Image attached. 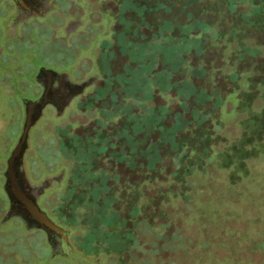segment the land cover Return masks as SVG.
<instances>
[{"label":"rangeland","instance_id":"1","mask_svg":"<svg viewBox=\"0 0 264 264\" xmlns=\"http://www.w3.org/2000/svg\"><path fill=\"white\" fill-rule=\"evenodd\" d=\"M194 1L164 0L167 11L161 14L175 15L181 20L182 15L194 9ZM229 1L208 0L203 3V19L209 22L221 20L223 33L229 30L236 38L251 34L260 48V43H264V0H234L235 6L229 5ZM128 2L150 3L148 9L151 10H158L161 6L156 0L65 1L70 16L80 18L83 15L89 29L77 53L70 49L76 47L75 42L53 41L51 34L54 29L45 25L44 31H34L31 44H19L15 50L20 55H15V61L2 64L9 65L11 80L20 76L19 69L28 77L29 70L50 65L67 72L72 80L80 81L97 75L99 81L78 103L67 107L61 117L55 110L45 109L46 116L38 120L30 131V150L24 166L33 184H40L45 178L61 173V182L52 186L43 204L57 223L69 230L70 244L76 252L54 256L44 233L37 230L27 232L23 225L11 232L15 225L10 223L0 231L4 233L0 238V264H264V76L250 78L248 85L240 84V80L234 83L240 101L235 98L234 106L228 103L223 115L221 109L212 110L213 125L210 126L213 132L204 129L188 135L185 139L187 148L184 149L188 151L180 160L177 159L188 168L173 176L171 170H174L175 163L169 155L173 154L171 141L180 140L179 134L186 137L187 133H183L181 126L174 124L169 115L162 116L160 109L167 104L175 109V96L179 92L183 96L188 87L184 85L185 91L182 92L179 83L170 85L171 78L165 75L184 56L189 60L198 58L186 36L190 32H198L200 27L191 24V19L186 26H163L156 31L159 37L153 38L154 29L144 19L156 16H148L140 9L132 10ZM259 5L260 10L257 11ZM243 12L247 15L240 14ZM107 30L113 35L103 38ZM42 34H45L44 38L40 39ZM141 35H148L142 43L129 51L122 47L121 42H130L138 37L142 40ZM213 55L216 54L210 51V57ZM131 60L135 63L126 66L125 63ZM259 62L264 65V56ZM193 74L201 75L202 72L195 70ZM173 76L174 80L178 79V74ZM8 82H0L1 164H6L23 131L26 115L18 97L30 93L18 91L16 85V89L11 90ZM100 86L103 91L97 88ZM168 95L169 102L165 99ZM154 112L161 114L159 123L173 131L153 133L149 139L137 134L142 138L139 146H135L129 136L121 138L123 128L132 134L129 128L131 121L146 122ZM97 137L110 138L117 144V151L123 154L121 156L131 157L128 162L120 163L102 159L100 166L109 167L113 174L131 184L128 198L139 204L143 212H148L151 217L157 216L160 222H170L168 231L180 228L178 240L184 247L179 246L174 254L156 251L153 247L158 245V240L148 231L144 241L151 249V255L134 251L128 238L120 240L114 237L110 238L111 241L97 238L94 244L91 243L86 220H75L66 211V203L81 185L75 183L77 178L73 174L81 167L76 160L73 143L77 141L86 149L87 143ZM153 141L156 152L167 154L166 163L153 171L154 187L142 194L138 185L148 175L145 174L147 156L141 150L146 151V144ZM138 148L141 150L132 159V153ZM86 173L84 184L87 185L90 181ZM170 173L169 177L165 176ZM89 199L96 200L98 195L93 192ZM204 207L208 210L214 208L215 215L210 217ZM129 227L137 230L135 218L117 222L111 225L110 230L112 233L122 232ZM113 243L118 244V249L114 250ZM200 244L203 247L198 248ZM207 249L212 255H208Z\"/></svg>","mask_w":264,"mask_h":264},{"label":"trees","instance_id":"2","mask_svg":"<svg viewBox=\"0 0 264 264\" xmlns=\"http://www.w3.org/2000/svg\"><path fill=\"white\" fill-rule=\"evenodd\" d=\"M156 1H159L161 5L158 10L148 9L151 6L150 3L140 5L128 2L132 10L140 9L139 11L144 14L147 13L148 16H156V18L150 20L149 17H147L148 19H144L147 25L154 29L151 37H159L156 31L163 26H170L173 28L186 26L191 23L189 22L191 19L193 20L191 24H196V26L200 27L198 32H190V34L186 36V39H188L186 41L193 44L191 49L198 54V58L189 60L188 57L184 56L181 58L179 64L174 65L173 69L167 70L165 75L171 78V80H169L170 85L176 82L179 83V89L182 90V92L185 91L184 85L188 87V92L183 96H181L180 92L175 96L177 98V101H175V109L170 108L169 104L160 109L162 116L166 117V115H169L170 120L176 125L179 124L181 129H183V133H187L186 137L179 134L181 137L180 140L175 139V141H171L172 146L170 148L171 150H169L173 151V154H168L172 155V162L175 163V168L171 171L172 175L176 176L179 172H185L188 168V166H183L181 163H178L183 154H186L188 151H184V149L187 148L185 147L187 146L185 144V139L188 135L198 131L202 132L204 129L213 132V128L210 126V124L213 125V117L211 116L212 110L221 109L223 110V112L221 111L223 115L228 103L234 106L235 98L237 101H240L237 87L234 86L235 82L237 83L240 80V84L248 85L250 83V78L254 76H264V65L261 66L259 62L264 56V43H260L262 47V50H260L261 47L259 48V46H256L257 40L253 38L251 34L236 38L229 30L223 33V23L221 20L215 19L213 22H209L208 20L205 21L202 16V11L204 9L203 3H206L208 0H195L193 5L195 6L194 9L182 15L183 19L181 20L176 18L175 15H162L161 13L167 11V5L164 0ZM229 3H231L229 5L232 6L235 4L234 0H230ZM258 10H260V5L257 7V11ZM239 12L242 11L239 10ZM225 13L228 14L227 11H225ZM240 14L247 15L246 12ZM225 18L226 17H222V19ZM147 36L141 35L140 37L142 40L138 37L130 42H121V45L129 51L140 42L142 43L145 38L147 39ZM210 51H213L216 55L210 57ZM135 56L137 57V55ZM133 62L131 60V62L125 64L129 66ZM188 70L192 73L188 74ZM195 70L201 71L202 74L194 75L193 71ZM174 74H178V79H173ZM169 98V95L165 97L166 101L169 102ZM165 111L166 114H164ZM161 114L158 115L154 112L153 115L147 118L146 122L138 120L131 121L129 128L132 130L133 135L129 133V130L123 128L121 138H123V136L124 138L129 136L132 138L134 145L139 146L142 138L136 136L137 134H143L149 139L151 137L150 135H153V133L173 131L172 128L166 127L165 124L159 123L158 118ZM211 135L213 136V133H211ZM154 143L155 141L146 144V151L145 149L141 150L138 148L132 153V159H134L138 150H141V153L147 156V171L145 174L148 175V177L138 185L139 192L142 194L144 190L147 191L150 187H154L151 177L153 176V171L162 166L164 167L166 163L167 154L162 151L156 152L155 150L157 149L153 147ZM73 144L76 149V160L81 164L79 168L81 174L77 169H75L73 174L74 177L77 178L75 183H80L81 185L76 188L75 195L67 200L66 211L72 214L73 218L77 221L82 218L86 220L87 226L89 227L87 236L92 241V244H94L97 238L106 239L108 241H111L110 238L114 237L120 240L128 238L134 251H141L142 253L147 252V254L149 253L148 255H151V249L146 247V242L144 241V236H147L148 233L146 231H148L150 235L158 240V245L153 247L156 251L164 250L174 254L179 246H183L178 240L179 233L181 232L180 228H175L174 231H168L170 222H160L157 216L151 217L148 215V212H143L139 204L133 203V201L128 198L129 190L132 188L130 186L131 184L124 182L113 174L109 167L105 169L100 166L102 159L114 163H120L121 161L128 162V159L131 158L130 155L121 156L123 154H119L117 151V144L112 142L108 137L91 139L87 143L86 149L80 147L77 141ZM167 151L168 150L165 152ZM190 170H193V168H190ZM84 172H87L86 174L90 181L87 185L84 184L86 179L84 177ZM169 175H171V173L165 176L169 177ZM93 192L98 195V199L88 200L89 195ZM156 201L159 202V204L161 202L162 205H166L163 201ZM155 207L157 208V204H155ZM146 208L148 207L146 206ZM152 209H154V207ZM205 209L204 211L209 214L210 217L215 215L214 208L210 209L209 207L210 210ZM132 218H135L138 223L136 231L129 227L122 232H115L116 234L111 232V225L125 220L131 221ZM139 231L142 232V235H140ZM205 242L204 246H206ZM113 247L114 250L118 249V244L113 243ZM199 247L203 246L200 244L198 248ZM207 253L208 255L209 253L212 255L211 251L208 249ZM212 257L214 256L210 258ZM145 259L147 262H150L148 257ZM214 259L215 258H213V260ZM155 264H158V262H155ZM205 264H208V262H205Z\"/></svg>","mask_w":264,"mask_h":264},{"label":"flooded vegetation","instance_id":"3","mask_svg":"<svg viewBox=\"0 0 264 264\" xmlns=\"http://www.w3.org/2000/svg\"><path fill=\"white\" fill-rule=\"evenodd\" d=\"M65 1L67 2L69 0H0V60L3 61L0 62V82L7 84L8 81H15L12 83L8 82V85L11 86V90H15L17 87L18 91L21 90L24 92H30L27 96L26 94H23L22 96L18 95L19 97L17 96L18 101L21 102L24 107V113L26 116L27 102L39 100L43 96L45 90L48 88L49 96L52 101L45 106L39 120L46 116L45 109L47 107L55 110L61 117L63 111L67 107H69L74 102L78 103L82 96L89 89L96 86L99 81V76L97 75L90 76L80 81L72 80L67 72H64L62 69H54V67H50V65H41L39 68L31 72L29 70V74L27 75L30 77L29 80L31 82H28L29 80H27L28 77L26 74H21L22 70L19 68L17 71L20 72L18 73L20 76L17 78V80H11L9 77L11 76V72L8 67L9 65L2 66L3 63L10 64L11 61H15V55H18V52L15 49L19 47V44H31L34 40L33 35L35 36L34 31L38 29L42 31L43 28H46L45 25H49L48 27L54 29V34H51L53 41H61L66 44L75 42L76 47H70V49H73V53H77V50L80 49L78 47H81L83 39L85 36H87L89 29L87 28V25H85L83 15H81L80 18L70 16V13L66 10L64 4ZM44 35L41 36L40 39L44 38ZM112 35L113 34L107 30L102 37L110 38ZM43 70H50L53 72V74L50 77L42 76L41 78L40 74ZM14 85H16V87ZM97 88L101 91L104 90V88L101 86L100 88ZM12 102L14 103V101ZM61 108H63L62 113L59 112ZM29 142L30 132L28 138V147L23 157L24 166L26 156L30 150ZM8 159L6 160V164L0 163V231L10 223H14L15 225L13 226L14 228L11 230V232H13L15 229H19L20 225H23L27 232L37 230L44 233L54 256H68L70 254H74L76 252L74 247H72L73 251L70 254L66 255L62 253L66 244L59 236L56 237L57 248L55 251L48 241V236L45 230L38 227L29 228L26 221L21 216L12 215L8 217V214L12 208V200L6 190V170L8 167ZM24 171L26 174H28L26 169ZM27 178L29 179L32 186H41L45 180L49 178L52 179L50 186L45 188V190L38 197L37 204L39 205L40 209L44 211L51 220H53L55 224L68 232L69 238V230L57 223V221L50 215L48 209L43 204L52 186L61 182L59 181L61 179V173L56 176L45 178V180L40 184H33L32 180L29 178V175H27ZM3 234L4 233H0V238H2Z\"/></svg>","mask_w":264,"mask_h":264},{"label":"water","instance_id":"4","mask_svg":"<svg viewBox=\"0 0 264 264\" xmlns=\"http://www.w3.org/2000/svg\"><path fill=\"white\" fill-rule=\"evenodd\" d=\"M52 74L53 72L50 70H43L40 77H50ZM51 101L47 88L39 100L27 102V116L23 131L8 159L6 170V190L12 200V208L8 217L12 215L21 216L29 228L38 227L45 230L48 241L55 251L57 248L56 237L59 236L66 244L62 253L68 255L73 251L69 243L68 232L55 224L37 204L38 197L45 188L50 186L52 179L45 180L41 186H32L24 171L23 164V157L28 147L29 132L40 119L45 106ZM63 108L59 111L60 113H62Z\"/></svg>","mask_w":264,"mask_h":264}]
</instances>
